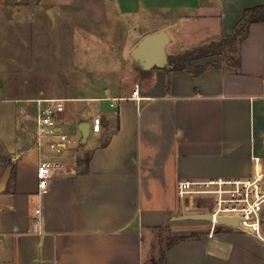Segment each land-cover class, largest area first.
I'll use <instances>...</instances> for the list:
<instances>
[{
	"label": "crops",
	"instance_id": "0c3cea01",
	"mask_svg": "<svg viewBox=\"0 0 264 264\" xmlns=\"http://www.w3.org/2000/svg\"><path fill=\"white\" fill-rule=\"evenodd\" d=\"M257 6L264 0L0 1V264H145L165 228L185 238L162 264H264L254 234L175 218L213 208L211 197L181 198L180 180L248 177L254 157L264 167V21L240 43L237 71L222 55L196 60L210 63L198 75L134 57L157 31L169 34L168 57L230 35ZM136 84L140 102L129 98ZM38 98L69 99L61 152L36 145ZM41 159L64 164L43 192Z\"/></svg>",
	"mask_w": 264,
	"mask_h": 264
},
{
	"label": "built area",
	"instance_id": "2783aa9c",
	"mask_svg": "<svg viewBox=\"0 0 264 264\" xmlns=\"http://www.w3.org/2000/svg\"><path fill=\"white\" fill-rule=\"evenodd\" d=\"M126 97L115 98L120 100ZM140 102L146 97L141 95L139 84H136L129 97ZM67 98H38L36 126V145L39 149L47 146L51 151L61 152L69 141V134L60 128L59 116L65 110ZM102 118L94 117L91 130L100 132ZM64 164L58 159H41L37 168L39 190L47 189L54 171ZM177 193L183 199L211 197L213 208L209 212L217 216L239 218L237 228L254 234L264 241V167L260 157L253 158V173L244 178H219L206 180H180ZM218 224L216 220L212 222ZM213 234V232H212Z\"/></svg>",
	"mask_w": 264,
	"mask_h": 264
},
{
	"label": "trees",
	"instance_id": "16d2710c",
	"mask_svg": "<svg viewBox=\"0 0 264 264\" xmlns=\"http://www.w3.org/2000/svg\"><path fill=\"white\" fill-rule=\"evenodd\" d=\"M259 21H264L263 6L246 9L232 34L195 46L181 55L168 57L167 65H172V68H168L167 65L164 67L169 70H182L198 75L210 63L196 65L194 64L196 60L222 55L225 62L224 67L231 71H237L240 66V43L249 32L251 24ZM184 238L185 236L172 235L168 228L157 230L152 242V252L149 258L145 260V264H162L165 259L166 248L173 246Z\"/></svg>",
	"mask_w": 264,
	"mask_h": 264
},
{
	"label": "water",
	"instance_id": "95a60500",
	"mask_svg": "<svg viewBox=\"0 0 264 264\" xmlns=\"http://www.w3.org/2000/svg\"><path fill=\"white\" fill-rule=\"evenodd\" d=\"M169 42V34L165 31H157L144 36L138 43L134 57L144 61V67L150 69L153 67H164L168 64V55L166 52V45ZM172 68V65H167ZM80 129L83 134V141H86L90 134V123L82 122ZM176 219H194L206 220L218 223H223L231 226H239V218L231 216H217L216 219L210 213L193 212L188 213L186 210L183 214L176 216Z\"/></svg>",
	"mask_w": 264,
	"mask_h": 264
},
{
	"label": "rangeland",
	"instance_id": "374dc122",
	"mask_svg": "<svg viewBox=\"0 0 264 264\" xmlns=\"http://www.w3.org/2000/svg\"><path fill=\"white\" fill-rule=\"evenodd\" d=\"M0 1L8 2V3H15V4H22V3L32 4V3L36 2L37 0H0ZM224 65H225V62H224ZM28 92L32 93V87L29 86ZM98 103L101 105L102 104H104V105L108 104V102H98ZM198 222L199 223H197V227L199 228L200 231H204V232H208L211 230L217 231L220 228L225 227V224H223V223H218V224L214 225L212 222H209L206 220H199Z\"/></svg>",
	"mask_w": 264,
	"mask_h": 264
}]
</instances>
